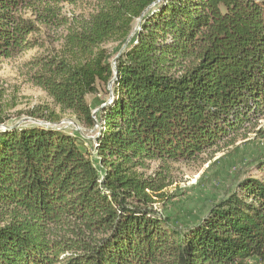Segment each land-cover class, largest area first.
I'll return each instance as SVG.
<instances>
[{
	"label": "trees",
	"instance_id": "1",
	"mask_svg": "<svg viewBox=\"0 0 264 264\" xmlns=\"http://www.w3.org/2000/svg\"><path fill=\"white\" fill-rule=\"evenodd\" d=\"M41 25L65 33L35 82L100 131L91 153L51 128L0 129V264H264V179L178 225L152 208L158 178L137 171L258 125L264 1L0 0V56L36 45ZM125 42L115 74L105 46ZM111 79L95 121L86 96Z\"/></svg>",
	"mask_w": 264,
	"mask_h": 264
},
{
	"label": "rangeland",
	"instance_id": "2",
	"mask_svg": "<svg viewBox=\"0 0 264 264\" xmlns=\"http://www.w3.org/2000/svg\"><path fill=\"white\" fill-rule=\"evenodd\" d=\"M63 10L70 15L73 11L86 12L88 8L84 4L65 5ZM64 33L63 27L41 25L40 31L32 34L37 38L36 45L11 57L0 56V129L33 125L51 128L79 136L83 146L93 153L100 125L97 122L88 125L84 118L53 105L34 78L42 64L62 54ZM123 45L107 44L105 47L110 50L107 59L113 62ZM112 81H97V92L86 96L95 121L96 112L109 101ZM244 131L234 141L225 140L215 150L205 151L194 160H153L138 168L141 178H158L155 185L161 188L152 192V208L178 225L190 224L236 189L244 177L264 179V171L258 169L264 160V116L258 125Z\"/></svg>",
	"mask_w": 264,
	"mask_h": 264
},
{
	"label": "water",
	"instance_id": "3",
	"mask_svg": "<svg viewBox=\"0 0 264 264\" xmlns=\"http://www.w3.org/2000/svg\"><path fill=\"white\" fill-rule=\"evenodd\" d=\"M125 45H126V42L124 43V45H123V47L121 48V50L117 53V55L118 54H120V52L122 51V49L125 47ZM116 58V57H115ZM115 58L113 59V62H112V65H113V68H114V73L116 74L117 73V70L115 69Z\"/></svg>",
	"mask_w": 264,
	"mask_h": 264
}]
</instances>
